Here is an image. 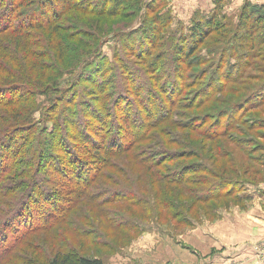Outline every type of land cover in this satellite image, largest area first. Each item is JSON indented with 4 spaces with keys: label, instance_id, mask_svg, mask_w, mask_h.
<instances>
[{
    "label": "trees",
    "instance_id": "16d2710c",
    "mask_svg": "<svg viewBox=\"0 0 264 264\" xmlns=\"http://www.w3.org/2000/svg\"><path fill=\"white\" fill-rule=\"evenodd\" d=\"M3 1L5 8L0 7V264L6 259L20 264H39V261L41 264H104L100 259L80 256L64 233L55 229L64 227L74 238L86 239L89 234L68 216L72 208L87 203L108 223L109 208L115 204H147L146 199L124 187L91 189L114 166L113 159L124 155L131 156L144 170L143 189L155 188V193L162 194L161 200L155 201L157 222L162 221V211L172 209L170 218L163 221L167 223L171 219L176 228H191L198 224V219L191 216L196 206L201 205L200 210L205 213L206 207L220 202L226 201L224 208H229L225 199L230 201L231 197L233 205L245 200L243 194H234L242 183L212 175L202 155L181 166L182 157L188 153L163 148L156 138L153 141V136L178 145L167 130L160 129L159 134H154L163 125L171 124L187 133V143L197 140L215 143L228 138L229 132L240 125L238 118L261 103L264 91L255 90L254 96L245 99L248 100L246 110L240 108L243 104L239 102L225 106L214 115L192 116L179 124L175 120L182 121L190 108L209 102L226 84L240 80V74L259 53H256L258 45H264V6L255 7L249 2L243 5L236 26L243 33L223 38L226 47L213 59L196 54L208 36L221 32L216 9L210 18L192 22L188 32L171 41L168 54L155 55L145 47L149 43L154 46L157 40L150 37L155 34L142 42L133 36H123L116 42L111 58L103 56L97 47L93 58L87 60L88 73L82 66L85 60L81 69L69 74L66 84L62 85L63 72L55 71L52 76V66L43 62L46 57L43 46L49 43L37 31L52 28V23L70 11L75 0H0V4ZM77 1V5L83 4L87 11L92 10L91 14L105 17H118V9L134 3L100 0L102 9L98 11L92 6V0ZM107 4L111 5L108 10ZM158 14L154 16L156 22L152 29L155 30L160 23ZM165 17L163 27L170 21ZM88 29L92 30V26ZM7 36L15 38L17 53L7 42L10 39L5 40ZM254 36L263 41L255 43ZM92 37L84 36V39ZM244 43L248 44V51H243ZM135 46L139 48L135 50ZM61 48L57 43L56 51ZM130 58L141 65L150 61L146 72H137L138 66ZM232 59L235 61L231 65ZM35 69L39 74L34 77ZM212 69L216 70L217 78L209 74ZM159 73L164 78L160 76L163 82L157 87ZM84 84L91 86L90 95L95 94L91 100L97 105L95 108V104L84 99ZM75 121L79 122V128ZM254 125L247 128L252 130ZM236 144L246 152L239 141ZM117 175L129 182L133 179L131 172L126 174L123 169H118ZM112 181L114 186H120L116 182L121 180ZM135 218L141 220L138 216ZM113 227L143 232L138 223L136 226L129 220H120ZM20 230V234L14 235ZM38 231L46 233L58 249L48 252L46 244L28 243V237ZM23 246L29 254L20 258L17 251Z\"/></svg>",
    "mask_w": 264,
    "mask_h": 264
},
{
    "label": "rangeland",
    "instance_id": "374dc122",
    "mask_svg": "<svg viewBox=\"0 0 264 264\" xmlns=\"http://www.w3.org/2000/svg\"><path fill=\"white\" fill-rule=\"evenodd\" d=\"M132 1L133 4L128 6L123 4L124 7L117 10L118 17H105L91 14L92 10L87 11L85 5H77L78 1L75 0L71 4L70 11H67L57 22L52 23V28L37 31L49 43L43 46L46 53L43 62H48L52 66L51 75L54 76L55 71L63 72L60 82L65 85L69 74L76 73L82 66L86 72L87 60L93 58L97 47L103 56L111 58L112 51L117 46L116 42L123 36H133L134 39L142 42L145 37L155 34L150 37V40H157L154 46H150L149 43L145 47L151 49L155 55L158 53L168 54L172 49L171 41L179 38L181 33L184 35L188 32L192 22L210 18L216 9L219 14V25L222 26L221 32L208 36L196 54L199 57L213 59L226 47L223 44V38H232L234 33L241 36L240 34L243 33L242 30L237 31L236 28L243 5L249 2L255 7L264 6L255 4L252 0H243L241 3L239 0ZM4 2L0 4L1 8H5ZM92 2L94 9L101 11L100 0H92ZM147 5L149 6L146 8ZM110 6L107 4L106 10ZM157 12L160 13L158 14L160 23L156 25L155 30L152 28L155 26L154 16ZM38 16L36 13L35 17ZM163 16L170 19L165 27H163L165 22L162 19ZM89 26H92V30L88 29ZM51 29L54 30L53 33H51ZM84 36L93 37L87 40L84 39ZM262 38L264 39V36ZM262 38L257 39L254 36L255 43L263 41ZM5 40H8V44L14 47L16 52L15 38L7 36ZM57 43L62 47L59 52L55 49ZM258 47L256 53L258 51L259 53L255 55V59L247 70L240 74V80H236L234 84H226V88L215 93L209 102L190 108L187 111V117L182 121L179 118L175 119L177 123L183 121L185 123L192 116L214 115L224 110L225 106L236 105L239 102L243 104L240 108L246 110L248 100L245 101V99L254 96L252 93L255 90L258 93L264 91V45L259 44ZM134 48L137 50L139 46ZM246 48H248V44L244 43L243 51H248ZM130 59H132L131 63L138 66L137 72H146L150 61L147 60L145 66L133 58ZM83 61L85 63L81 66ZM234 61L232 59L229 63L232 65ZM37 65L39 66L38 63ZM215 71L212 69L209 74L215 75L217 78ZM38 74V70L35 69L33 76ZM88 75L93 77L91 73ZM158 76L159 78L155 82L157 87L163 82L164 74L160 75L159 73ZM151 82L154 83L153 80ZM83 88L86 95L84 99L86 101L94 100L95 94L90 95L88 92L91 86L84 84ZM261 98L262 101L258 106L253 109L249 108L251 110L244 112L238 118V123L241 121L240 125L229 132L228 138L215 141V143L199 140L194 141L196 143H187L189 142L187 133L180 130L181 128L176 129L179 127L175 128L171 124L163 125L154 134H159L160 129L167 130L169 137L176 139L178 145H170L168 140L157 135L153 136V141L156 138L162 143L163 148L188 153L185 158L182 157L181 166L194 162L202 155L201 157L207 161L212 175H222L230 182L242 183L234 190L235 195L243 194L245 196V200H242L240 205H233L231 197L232 201L225 199L229 203V208H224L226 201L206 207L205 213L201 212L200 209L203 208L201 205L196 206L191 216L198 219V224L191 228L186 226L176 228L173 221H170L171 219H168L167 223L163 221L170 218L172 209L162 211V221L157 222L154 210L156 203L161 200L162 194L155 193V188L147 189V191L143 189L146 185L144 170L132 161L131 156L124 155L113 159L114 166L107 169L106 176L98 179L91 189L103 191L124 187L133 195L146 199L147 204L138 206L115 204L109 208L111 220L104 223L97 210H94L91 205L83 203L80 207L72 208L68 216L89 234L86 239L74 238L65 231L64 227H57L55 230L64 233L70 245L80 256L97 258L104 264H264V95ZM90 104L94 105L95 102L91 101ZM96 106L95 104L94 108ZM34 116L38 118L37 114ZM81 120L84 121V119ZM75 123L79 128V122L75 121ZM253 124L255 127L252 130L247 128L248 125L252 126ZM238 141L240 146H244L246 152L237 147L236 142ZM215 145L216 147H214ZM150 146H147V149ZM126 157L129 158L126 159ZM212 158L215 159L214 162ZM126 161L130 163L127 164ZM118 169H123L126 174L131 172L133 179L130 182L126 179L123 180L117 175ZM113 179L121 180V182H116L120 186H114ZM156 200L157 202H155ZM136 216L141 220L135 218ZM120 220H129L136 226L138 223L143 232H129L125 228L116 229L113 227ZM218 230H223V233L227 231L229 242H223L218 238ZM20 233L21 230L14 235ZM28 243L41 246L46 244L48 252L51 249V251L58 249L53 240L42 231L28 237ZM17 254L20 258H22L20 255L27 257L29 250L23 246L17 251ZM41 262L39 261V264ZM20 263V261L12 259L2 261V264Z\"/></svg>",
    "mask_w": 264,
    "mask_h": 264
},
{
    "label": "crops",
    "instance_id": "0c3cea01",
    "mask_svg": "<svg viewBox=\"0 0 264 264\" xmlns=\"http://www.w3.org/2000/svg\"><path fill=\"white\" fill-rule=\"evenodd\" d=\"M240 3L243 1V0H239ZM253 3L257 4L258 5H264V0H252ZM227 231L223 233V230H218L217 231V234H219L218 238L221 239L223 242H229V239H227V235H226Z\"/></svg>",
    "mask_w": 264,
    "mask_h": 264
}]
</instances>
